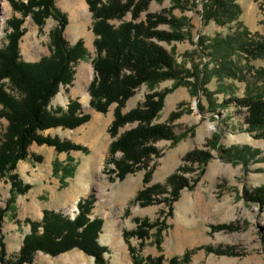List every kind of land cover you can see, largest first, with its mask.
<instances>
[{
  "label": "rangeland",
  "instance_id": "obj_1",
  "mask_svg": "<svg viewBox=\"0 0 264 264\" xmlns=\"http://www.w3.org/2000/svg\"><path fill=\"white\" fill-rule=\"evenodd\" d=\"M14 1L27 3L0 0V51L8 45V21L16 18L23 20L21 61L36 63L50 57L57 21L41 11V28L30 14L23 17L15 11ZM111 1L101 2L109 5ZM120 1L126 4L128 0ZM213 1L135 0L123 17L108 21L114 27L149 18L158 23L153 30L161 38L151 41L171 57L175 70L155 85L142 84L122 110L128 114L143 107L148 96L158 102L156 94L162 95V108L149 126H168L174 138L153 142L157 155H151L148 168H136L121 181L113 173L115 166L109 155L114 140L109 130L117 104L105 114L90 106L89 87L95 79L97 58L93 14L86 0L82 3L88 13L85 8L74 13L55 0L54 6L68 18L65 39L70 45L82 40L87 54L75 67L72 84L60 87L48 109L53 113L66 111L71 102L78 101L91 120L73 130L58 127L40 134L79 145L87 152L59 153L54 147L33 144L28 159L20 161L12 173L31 189L11 203L12 182L8 177L0 178V237L8 259L19 253L30 233L29 220L41 221L45 211L75 217L78 203L93 195L92 218L106 222L98 239L100 246L108 248L103 255L106 264H133L123 234L146 219L158 224L148 230L144 240H129L141 259L163 255L168 261L194 250L190 264H194V256L204 258L203 264L207 258L211 264H264V136L261 131L248 130V108L237 103L264 95V54L256 57L252 52L255 45H264V2L233 0L239 10L220 8L217 22L208 17L218 12L211 8ZM136 6L142 11L134 19ZM0 87L19 98L9 80H2ZM138 125L134 122L119 129L118 137ZM7 128L8 120L1 118L0 144ZM196 150L208 159L198 155L187 158ZM148 172L147 185H164L166 193L142 207L134 200L146 187ZM173 175L185 182L175 197L173 187L166 184ZM126 186L131 189L129 195L123 193ZM194 232L200 235L195 241ZM112 236L118 237V243L112 242ZM206 247L223 253L208 252ZM30 264H95V259L73 249L57 256L38 252Z\"/></svg>",
  "mask_w": 264,
  "mask_h": 264
},
{
  "label": "trees",
  "instance_id": "obj_2",
  "mask_svg": "<svg viewBox=\"0 0 264 264\" xmlns=\"http://www.w3.org/2000/svg\"><path fill=\"white\" fill-rule=\"evenodd\" d=\"M86 1L93 14V31L97 36L95 79L89 87L90 106L96 112L105 114L111 105L117 104L109 130L114 139L109 147V155L115 166L113 173L122 181L136 168L141 166L148 168L151 155H157V149L152 146L153 142L174 138L172 129L168 126H149L162 108V95L156 94L158 102L148 96L143 107L140 106L125 115L122 113L127 100L134 95L137 88L144 83L153 82L155 85L169 74L171 75L174 67L171 57L151 41L152 38H161L153 30L158 23H151L150 18L138 24L125 22L118 27L108 23L109 20L120 19L128 13L135 0H128L126 4L120 0H113L109 5L102 3V0ZM232 1L214 0V8H211L218 12L208 17L219 22L220 8L238 11V6ZM54 3L55 0H27V3L21 5L13 2L15 11L21 13L23 17L30 14L41 28L44 25L42 17H39L41 11L45 12V17L52 16L57 21L58 26L51 34L50 57H45L36 63L21 61L19 44L24 35L23 20L16 18L8 21L10 29L8 45L0 51V82L4 79L9 80L13 90L19 95V98L11 96L0 87V119L8 120L7 131L0 144V178L8 177L12 182L10 203L14 202L18 195H25L31 189V186H23L18 176L12 173L20 161L28 159L29 148L33 144L54 147L59 153L87 152L79 145L40 134L58 127L73 130L91 120V116L82 111L78 101L71 102L66 111L59 109L58 112L53 113L48 109L60 87L72 84L75 67L85 59L87 54L82 40L70 45L65 39L64 32L69 24L68 18L54 6ZM141 11V8L136 6L132 12L133 18L137 19ZM221 13L223 15L222 11ZM252 52L256 54V57L261 56L264 54V45H255ZM237 101L238 104L248 108V130L261 131L264 136V95L256 99L246 97ZM175 115L172 118H175ZM134 122L139 123L138 127L118 137L119 129ZM118 153L122 154L119 158L116 156ZM189 155L191 158L202 156L204 161L208 159L205 154L197 150L188 154L187 158ZM149 173L145 178L146 187L139 191L134 200L135 204H140L142 207L157 202L156 197L166 193L164 185H147L150 182ZM183 183H185L184 179L176 175L169 177L166 184L173 187V197L177 195ZM95 202L96 198L93 195L81 200L78 203L79 213L74 218L61 212L45 211L41 221L29 220L27 223L31 226L30 233L26 235L19 253L14 258H7L6 246L0 237V264H30L38 252L57 256L73 249H79L94 257L95 264H106L103 255L108 248L98 244L105 221L100 217L92 218ZM157 224L158 222L151 223L147 219L141 220L135 230L124 232L123 236L133 263L190 264L194 250L168 261L163 255L155 258L148 257L144 260L136 254V249L131 246L129 240L132 237L144 240L148 230ZM205 249L208 252L223 253L211 247Z\"/></svg>",
  "mask_w": 264,
  "mask_h": 264
},
{
  "label": "bare ground",
  "instance_id": "obj_3",
  "mask_svg": "<svg viewBox=\"0 0 264 264\" xmlns=\"http://www.w3.org/2000/svg\"><path fill=\"white\" fill-rule=\"evenodd\" d=\"M61 2L65 5V7L66 8H68V9H72L73 11H74V13L75 12H77L78 11V13H80V11L82 10V9H84L85 8V12L86 13H88V9H87V7H86V4H83L82 3V0H61ZM77 14H75V16H76ZM78 16V15H77ZM1 31V30H0ZM29 36V35H28ZM27 38V36L25 37V39ZM88 98H89V96L88 95H86L85 97H84V101L87 103V100H88ZM127 187V189H125L124 191H123V193L125 194V195H129V193H130V191H131V189L129 188V186H126ZM110 230V229H109ZM113 237V238H112ZM111 238H112V242H117L118 243V237H115V236H112ZM110 238V237H109Z\"/></svg>",
  "mask_w": 264,
  "mask_h": 264
},
{
  "label": "crops",
  "instance_id": "obj_4",
  "mask_svg": "<svg viewBox=\"0 0 264 264\" xmlns=\"http://www.w3.org/2000/svg\"><path fill=\"white\" fill-rule=\"evenodd\" d=\"M96 217V216H95ZM104 221H105V219H104ZM105 224H106V222H105ZM104 224V225H105ZM104 228V227H103ZM200 237V235L198 234V233H195L194 232V241L195 240H197L198 238ZM194 248H195V246H194ZM193 258V257H192ZM203 259L204 258H199V259H195V256H194V264H203L202 262H203ZM209 258H207L206 259V263L207 264H211L210 262H209V260H208ZM193 260V259H192ZM134 264V263H133ZM192 264H193V262H192ZM223 264H225V263H223Z\"/></svg>",
  "mask_w": 264,
  "mask_h": 264
},
{
  "label": "built area",
  "instance_id": "obj_5",
  "mask_svg": "<svg viewBox=\"0 0 264 264\" xmlns=\"http://www.w3.org/2000/svg\"><path fill=\"white\" fill-rule=\"evenodd\" d=\"M77 213H79V211L77 210ZM73 218H74V216H73Z\"/></svg>",
  "mask_w": 264,
  "mask_h": 264
}]
</instances>
